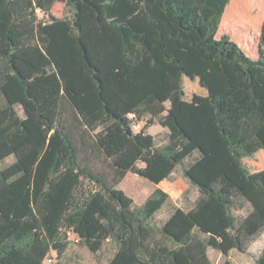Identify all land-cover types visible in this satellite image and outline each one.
<instances>
[{"label":"trees","instance_id":"trees-1","mask_svg":"<svg viewBox=\"0 0 264 264\" xmlns=\"http://www.w3.org/2000/svg\"><path fill=\"white\" fill-rule=\"evenodd\" d=\"M230 2L0 0V264H69L70 233L105 264L249 254L264 232V170L244 162L264 150V23L257 59L218 39ZM185 77L212 107L180 125ZM179 167L199 195L160 225L168 193L137 206L119 189Z\"/></svg>","mask_w":264,"mask_h":264},{"label":"rangeland","instance_id":"rangeland-1","mask_svg":"<svg viewBox=\"0 0 264 264\" xmlns=\"http://www.w3.org/2000/svg\"><path fill=\"white\" fill-rule=\"evenodd\" d=\"M254 6L255 15L259 17H264V0H252ZM53 15L57 18H70L72 13L71 10L62 3L55 5L53 9ZM42 19L44 17L40 15ZM229 36V34H227ZM219 36L217 35V38ZM257 48L254 47V50ZM9 47L0 44V52H9ZM190 88V89H189ZM183 91L189 92L190 96L194 98L197 104L205 106V109H211L212 104L210 102V97L208 92L201 88L198 81H192L188 78H184L183 81ZM188 99L184 98L181 114H179L178 121L180 125L183 124V119H187L188 113ZM189 109V108H188ZM187 113V114H186ZM186 114V115H185ZM156 136L157 139H162L166 132L162 130L160 126H155L151 128L150 131ZM11 162V160L9 161ZM247 168L252 172H257L264 170V150H261L255 156L251 158H246L244 160ZM168 195L169 199L166 205L159 211L154 217V224L160 225L164 220H166L175 209L180 208L183 210H190L195 199L198 197V190L191 186L188 180L184 177L182 169L179 167L175 170L171 178L160 185ZM156 186L145 178H141L134 174H129L127 178L122 182L119 189L122 190L127 196L132 198L135 205L139 206L145 202V200L154 192ZM264 248V232L251 243L250 252L247 256V260L253 263L255 256H257ZM213 264H217L219 260V253L211 250L210 252ZM254 255V256H253ZM105 256H96L92 254L87 248L78 245L72 246L66 253L64 261L69 264H105ZM236 264L242 263L241 257L234 256ZM182 259V258H181ZM180 259V263L183 264V259ZM223 259L219 264H222ZM254 261H253V260Z\"/></svg>","mask_w":264,"mask_h":264},{"label":"crops","instance_id":"crops-1","mask_svg":"<svg viewBox=\"0 0 264 264\" xmlns=\"http://www.w3.org/2000/svg\"><path fill=\"white\" fill-rule=\"evenodd\" d=\"M252 3H253L252 0H231L230 4L226 7L225 12H224L222 22L220 25V29L218 32V36H219L218 39H220L223 35L229 34L230 38L235 43H237L240 47H242L249 57L253 59H257L259 56L260 37H261L262 25L264 23V17H259L255 15L254 6ZM256 46L257 48L254 50V47ZM185 96L189 102L188 103L189 109L187 108V113L192 107L201 105V104H197L196 101H194V98L190 96L189 92L184 93L183 91V101H184ZM186 122H187V119H183L182 125H185ZM162 130L164 132H167L163 128ZM150 131L151 129L149 130V133L152 134ZM129 174H132V173H129ZM160 185L156 186V188H159L165 191L164 189L160 187ZM211 250L213 249L209 250V255H210ZM213 251H216L219 253V260L217 264L220 263L222 258H224L223 262L227 259L221 252L217 250H213ZM238 255L241 257V260H242V263H238V264H255V261L253 259H252L254 261L253 263L247 260L248 254H242L235 250L229 254L228 258L234 264H236L235 262L236 260L233 257L238 256Z\"/></svg>","mask_w":264,"mask_h":264},{"label":"built area","instance_id":"built-area-1","mask_svg":"<svg viewBox=\"0 0 264 264\" xmlns=\"http://www.w3.org/2000/svg\"><path fill=\"white\" fill-rule=\"evenodd\" d=\"M140 125H135L134 129L136 131L140 130ZM70 238L74 241V244L72 246H78L79 239L73 235L72 233L69 234ZM45 264H58V257L56 253H53L51 256H49L45 262Z\"/></svg>","mask_w":264,"mask_h":264}]
</instances>
